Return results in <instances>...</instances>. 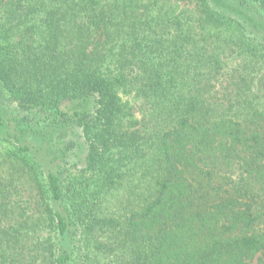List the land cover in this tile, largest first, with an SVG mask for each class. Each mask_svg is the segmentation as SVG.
Masks as SVG:
<instances>
[{
  "label": "trees",
  "instance_id": "16d2710c",
  "mask_svg": "<svg viewBox=\"0 0 264 264\" xmlns=\"http://www.w3.org/2000/svg\"><path fill=\"white\" fill-rule=\"evenodd\" d=\"M0 264H264V0H0Z\"/></svg>",
  "mask_w": 264,
  "mask_h": 264
}]
</instances>
